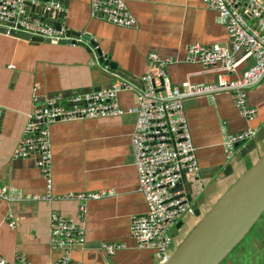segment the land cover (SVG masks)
Masks as SVG:
<instances>
[{
    "label": "crops",
    "instance_id": "obj_1",
    "mask_svg": "<svg viewBox=\"0 0 264 264\" xmlns=\"http://www.w3.org/2000/svg\"><path fill=\"white\" fill-rule=\"evenodd\" d=\"M28 1L32 6L25 5L27 13L41 18L39 7L46 10L47 2ZM125 1L136 19L133 28L91 16L89 0H60L63 15L59 22L68 31L96 41L102 54L128 71L130 75L126 77L137 87L142 86L141 78L151 66V54L167 62L165 70L172 85L214 82L212 71L186 61L187 47L192 43H228L226 30L214 10L202 0ZM51 18L57 20L56 12L51 13ZM251 63V58H245L238 74ZM116 73L117 70L110 73L91 59L82 46L33 43L0 32V186L29 195L44 194L46 180L36 168L34 156H13L14 148L24 136L28 115L51 99L58 98L66 105L75 95L107 88ZM135 100L133 92L122 91L117 96L119 106L125 110ZM245 101L255 109L251 119L240 115L228 93L183 101L199 167L197 177H188V181L197 185V191L209 190L210 183L215 184V190L199 207L201 213L264 153L263 139L244 158L236 157L248 141L237 143L233 156L225 157L221 144L224 130L237 133L255 128L257 134L264 126V81L247 91ZM133 123L134 115L124 113L115 117L56 121L49 126L52 199L7 202L0 198L2 257L10 263L21 255L27 264H56L61 251L49 243L50 215L56 214L84 228V243L71 252L74 263L157 264L153 251L138 248L129 233L130 217L141 215L146 207L133 165ZM228 165L232 171L224 175ZM98 190L110 193L87 201L83 215L77 212V200L63 198L68 193ZM173 193L183 196L185 185L180 184ZM8 214L14 220L13 226L9 225ZM198 219L195 213L183 216L177 234L179 241ZM102 243H117L122 247L108 254L100 248Z\"/></svg>",
    "mask_w": 264,
    "mask_h": 264
},
{
    "label": "built area",
    "instance_id": "obj_2",
    "mask_svg": "<svg viewBox=\"0 0 264 264\" xmlns=\"http://www.w3.org/2000/svg\"><path fill=\"white\" fill-rule=\"evenodd\" d=\"M28 0H0V27L20 31L31 36L57 43L68 38V30L60 24L58 28L25 9ZM217 13L218 21L224 26L226 45H202L192 43L187 47L186 61L201 64L212 71V83H183L172 85L165 70L166 61L155 54L149 55L151 66L143 74L142 88L113 75L111 85L104 89L73 96L69 104L58 98L51 99L42 107H36L28 115L24 125V136L13 150L16 158L34 156L36 168L46 180L44 194H25L19 189L0 186V198L12 202L23 199L50 201L51 150L49 126L56 121H78L100 117H115L124 113L134 115L131 131L133 165L139 191L145 200V211L129 220V233L138 248L153 251L156 263L164 261L172 252L175 237L171 230L184 215L192 214L191 202L183 196H175L173 188L182 172L187 177H197L198 162L183 110V101L188 98L228 93L244 118L251 119L255 109L246 104L247 91L264 81V0H202ZM46 10L62 12L58 2L48 1ZM91 16L114 25L133 28L136 19L127 9L125 0H89ZM2 33V32H1ZM252 63L238 74V67L245 58ZM122 91L135 94V104L123 109L117 102ZM256 133L246 128L237 133L224 130L222 147L225 157L230 159L237 143L251 139ZM110 191L68 193L64 199L79 202L77 212L83 215L85 203L100 199ZM9 225L14 220L8 214ZM49 243L61 254L56 264L74 263L71 252L84 243V228L81 224L56 214L50 215ZM121 244L102 243L100 248L113 254ZM0 264H27L23 256L10 263L0 255Z\"/></svg>",
    "mask_w": 264,
    "mask_h": 264
},
{
    "label": "water",
    "instance_id": "obj_3",
    "mask_svg": "<svg viewBox=\"0 0 264 264\" xmlns=\"http://www.w3.org/2000/svg\"><path fill=\"white\" fill-rule=\"evenodd\" d=\"M40 1L48 2L50 0ZM51 1L59 2L60 0ZM25 5L27 7L32 6L29 1H26ZM52 12L55 11L39 7L41 18L46 23L58 28L60 26L59 19L63 14L61 12L56 13L57 20L53 21L51 18ZM0 32L5 33L6 29L0 27ZM9 34L33 43L50 42L47 39L44 40L41 37L31 36L15 30H10ZM67 36V39H61L57 43H71L84 47L90 58L96 60L99 65L105 66L108 72L114 73L117 70L116 75L118 77L130 81L126 77L130 73L120 69L115 61L102 54L96 41L87 37V35H80L78 32L68 31ZM138 87L142 88V86ZM263 139L264 126L239 151L236 158H244ZM231 171L232 167L228 165L226 170H223V174H229ZM180 184L185 185L184 197L187 201L192 202L193 212L199 216V219L168 257L157 264H219L244 238L264 212V153L229 185L203 213H201L199 207L206 202L207 196L215 190L214 182L210 183L209 190L197 191V185L192 180L188 181L186 174L182 172L179 182L172 190L177 189ZM194 196H198V199H195ZM181 225L182 220L174 225L171 230L174 236L178 234Z\"/></svg>",
    "mask_w": 264,
    "mask_h": 264
},
{
    "label": "rangeland",
    "instance_id": "obj_4",
    "mask_svg": "<svg viewBox=\"0 0 264 264\" xmlns=\"http://www.w3.org/2000/svg\"><path fill=\"white\" fill-rule=\"evenodd\" d=\"M175 240L174 248L180 242L177 237ZM219 264H264V212Z\"/></svg>",
    "mask_w": 264,
    "mask_h": 264
},
{
    "label": "bare ground",
    "instance_id": "obj_5",
    "mask_svg": "<svg viewBox=\"0 0 264 264\" xmlns=\"http://www.w3.org/2000/svg\"><path fill=\"white\" fill-rule=\"evenodd\" d=\"M246 129V128H245ZM255 129V128H254ZM256 130V129H255ZM256 134V133H255ZM255 136V135H254ZM253 136V137H254ZM253 137L251 138V139H253ZM251 139H249V140H247L248 142L251 140ZM240 143H242V142H240ZM235 148V147H234ZM196 159H197V157H196ZM199 170V169H198ZM187 179H188V177H187ZM174 191V190H173ZM85 213V212H84Z\"/></svg>",
    "mask_w": 264,
    "mask_h": 264
},
{
    "label": "clouds",
    "instance_id": "obj_6",
    "mask_svg": "<svg viewBox=\"0 0 264 264\" xmlns=\"http://www.w3.org/2000/svg\"><path fill=\"white\" fill-rule=\"evenodd\" d=\"M206 200H207V198H206ZM191 204H192V202H191ZM207 209H208V208H207ZM207 209H206V210H207ZM193 213H194V212H193ZM181 220H182V219H181ZM175 236L177 237V235H175Z\"/></svg>",
    "mask_w": 264,
    "mask_h": 264
}]
</instances>
